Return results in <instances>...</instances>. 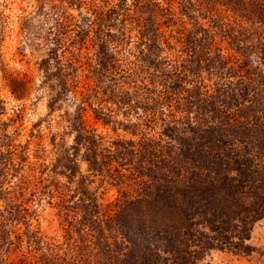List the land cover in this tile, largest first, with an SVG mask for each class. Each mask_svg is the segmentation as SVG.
Here are the masks:
<instances>
[{
  "label": "trees",
  "instance_id": "16d2710c",
  "mask_svg": "<svg viewBox=\"0 0 264 264\" xmlns=\"http://www.w3.org/2000/svg\"><path fill=\"white\" fill-rule=\"evenodd\" d=\"M93 1L60 0L45 13L54 47L38 63L57 83L53 111L69 89L58 47L91 37L94 87L70 117L72 145L49 170L62 180L43 179L38 191L55 201L63 241L44 242L35 213L14 196L28 155L0 118V264H208L212 252L264 264V247L250 244L264 221V0ZM127 27L134 50L120 51ZM84 103L96 123L137 140L103 146ZM80 163L116 189L105 210ZM22 243L34 255L9 260Z\"/></svg>",
  "mask_w": 264,
  "mask_h": 264
},
{
  "label": "rangeland",
  "instance_id": "374dc122",
  "mask_svg": "<svg viewBox=\"0 0 264 264\" xmlns=\"http://www.w3.org/2000/svg\"><path fill=\"white\" fill-rule=\"evenodd\" d=\"M93 2L96 6L107 8L117 3V0ZM130 3L131 0H128L127 4ZM60 4V0H0V98L5 109L0 118L7 123V130L14 139V144L25 148L28 155V160L23 164L17 178L13 180L16 185L13 189L14 196L27 201L30 210L35 213L33 217L35 220H31L32 228L38 231L43 241L47 243L62 242L64 233L54 208L55 201H50L46 195L38 192L42 185L47 184L45 181L42 184L41 180L50 178L62 180L49 170L64 145L65 147L72 145L70 117L75 111V106L80 104L85 94H90L94 87L89 72L94 63L95 53L93 43L89 41L91 37H88L85 43H77L69 36L64 37L62 47H58V56L67 73L69 89L58 98L53 111H49L47 107L49 99L57 92L58 87L55 81L45 80L38 63L46 58L48 50L54 47L50 40L52 34L48 32L51 20L45 18V13L54 5ZM40 5L44 6L45 12L38 9ZM87 11L85 8L81 10L83 15H86ZM70 13L78 19L76 11L71 10ZM125 35L126 38L131 37L129 38L131 40L125 42L120 51L134 50L135 31L132 27H127ZM171 43L178 46L174 40H171ZM223 46L226 48L225 44ZM88 101L94 106L98 104V100L93 97H89ZM83 107L85 125L102 138L103 146H109L111 142L118 140H137V137L114 125L103 126L96 123L86 103ZM79 165L83 174L88 175L86 165L83 163ZM88 179L89 189L103 209L115 201L116 189L109 184L106 176L88 175ZM19 193L23 195L20 198ZM17 228L18 233L24 232L23 226ZM250 244L264 247V221L255 226ZM22 255L28 257L34 255V252L29 253V249L22 243L19 249L10 252L8 259L16 262ZM205 262L259 264L255 255L252 258H244L221 252H212Z\"/></svg>",
  "mask_w": 264,
  "mask_h": 264
}]
</instances>
